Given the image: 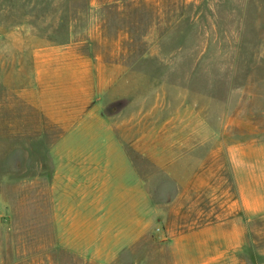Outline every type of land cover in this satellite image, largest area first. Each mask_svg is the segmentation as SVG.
<instances>
[{
	"label": "rangeland",
	"instance_id": "rangeland-1",
	"mask_svg": "<svg viewBox=\"0 0 264 264\" xmlns=\"http://www.w3.org/2000/svg\"><path fill=\"white\" fill-rule=\"evenodd\" d=\"M239 182L264 193V0H0V264H264Z\"/></svg>",
	"mask_w": 264,
	"mask_h": 264
},
{
	"label": "crops",
	"instance_id": "crops-1",
	"mask_svg": "<svg viewBox=\"0 0 264 264\" xmlns=\"http://www.w3.org/2000/svg\"><path fill=\"white\" fill-rule=\"evenodd\" d=\"M124 77V76H122ZM126 79V77H124ZM132 163V167H134L133 161L131 160ZM121 164H123V162H121ZM102 170H98V171H94V176L95 177H100L102 178ZM117 176L120 178V175L122 174L121 170L117 171ZM131 173L134 174V169L131 170ZM143 182V181H142ZM102 185L103 182L101 181ZM120 184V183H119ZM118 184L117 190H119V188H121ZM97 186L96 189H98V191H104V187L103 186ZM127 189V187L123 188V190ZM263 190L262 184L260 183V187H257V192L252 195L249 196L247 194V192L245 191L244 186H242V183L239 182V199L243 205L244 211L245 213L248 214H253V215H259V216H264V193H262L261 191ZM120 192V191H119ZM123 193V191H122ZM121 197H124L123 194L120 195ZM100 197V196H99ZM229 223L232 224V226H235V231L231 232L228 236L230 237L226 239V246H225V253L226 251H229L230 249H236L238 247H240L244 240H243V225L241 223V221L239 219L234 220V219H229L227 221H225V227L227 225H230ZM233 230V229H232Z\"/></svg>",
	"mask_w": 264,
	"mask_h": 264
}]
</instances>
